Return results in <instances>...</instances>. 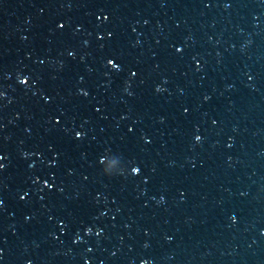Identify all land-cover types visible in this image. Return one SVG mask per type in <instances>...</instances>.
Masks as SVG:
<instances>
[{
    "label": "water",
    "instance_id": "1",
    "mask_svg": "<svg viewBox=\"0 0 264 264\" xmlns=\"http://www.w3.org/2000/svg\"><path fill=\"white\" fill-rule=\"evenodd\" d=\"M0 264H264V0H0Z\"/></svg>",
    "mask_w": 264,
    "mask_h": 264
}]
</instances>
